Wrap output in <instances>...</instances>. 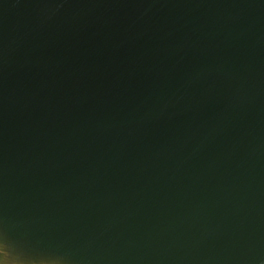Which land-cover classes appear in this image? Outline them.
Listing matches in <instances>:
<instances>
[{
  "label": "water",
  "instance_id": "1",
  "mask_svg": "<svg viewBox=\"0 0 264 264\" xmlns=\"http://www.w3.org/2000/svg\"><path fill=\"white\" fill-rule=\"evenodd\" d=\"M0 264H264V0H0Z\"/></svg>",
  "mask_w": 264,
  "mask_h": 264
}]
</instances>
